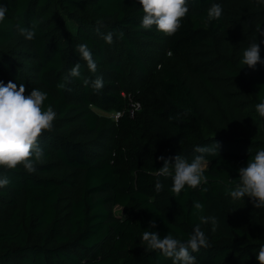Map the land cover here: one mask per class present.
Masks as SVG:
<instances>
[{
    "label": "trees",
    "instance_id": "1",
    "mask_svg": "<svg viewBox=\"0 0 264 264\" xmlns=\"http://www.w3.org/2000/svg\"><path fill=\"white\" fill-rule=\"evenodd\" d=\"M2 2L0 81L25 84L26 95L46 91L44 108L57 116L38 137L44 158L36 171L0 169L10 179L0 188V264H172L145 250L142 233L187 239L197 224L208 246L192 253L196 264H260L264 221L243 225L226 188L264 148V117L255 109L264 65L242 64L253 42L264 57V4L188 0L181 27L167 35L141 28L138 0ZM213 3L223 15L205 26ZM33 22L36 37L25 40L17 25ZM108 32L110 44L101 35ZM81 43L92 50L95 73L76 52ZM77 62L81 75L71 77ZM96 76L105 82L100 90L91 87ZM197 145L215 149L206 155V181L176 195L171 178L159 177L156 192L159 157L191 162Z\"/></svg>",
    "mask_w": 264,
    "mask_h": 264
},
{
    "label": "clouds",
    "instance_id": "2",
    "mask_svg": "<svg viewBox=\"0 0 264 264\" xmlns=\"http://www.w3.org/2000/svg\"><path fill=\"white\" fill-rule=\"evenodd\" d=\"M143 11L140 26L144 30H162L167 35L178 31L182 24V18L188 13V0H138ZM264 4V0H258ZM8 12V6L0 0V23H3ZM223 15V6L213 3L205 17V26L214 20H219ZM37 23L32 27L17 25V32L25 40L31 41L36 37ZM107 43L113 42V32L101 34ZM123 37V33H120ZM80 60L86 61L88 69L95 73L97 62L86 43L76 47ZM260 43H251L243 50L242 64L255 68L257 63L264 65V57L261 56ZM81 64L75 63L69 76L79 77ZM65 79H68L66 77ZM85 85L89 80L83 81ZM102 76H96L91 80V87L100 90L104 87ZM63 87V85H61ZM26 86L9 80L6 84L0 81V169H15L18 164L29 173L36 171V166L43 162L44 151L38 145V137L43 130H50L57 113L49 104L44 108V101L48 93L39 88H32L26 95ZM259 117H264V96L259 98L255 105ZM188 111V110H186ZM172 119V117H169ZM196 155L191 162L176 155L174 159L159 157L164 163L158 168L155 183L156 192H160L163 183L159 177L171 178V190L179 195L187 185L191 188L198 187L206 181L205 170L208 166L206 155L214 154L215 149L207 145H197ZM10 179L0 173V188L7 186ZM227 193L236 200L247 196L254 207H264V148L259 149L247 162L246 166L238 169V180L229 184ZM200 202L195 203V208L202 209ZM155 228V221L150 222ZM145 250L159 251L163 256L171 258L172 264H196L197 257L194 252H199L201 247L208 246V238L205 232L197 224L187 239H180L172 234L160 235L158 231L145 230L141 236ZM256 258L260 264H264V244L259 246Z\"/></svg>",
    "mask_w": 264,
    "mask_h": 264
},
{
    "label": "rangeland",
    "instance_id": "3",
    "mask_svg": "<svg viewBox=\"0 0 264 264\" xmlns=\"http://www.w3.org/2000/svg\"><path fill=\"white\" fill-rule=\"evenodd\" d=\"M209 165V162H208ZM208 167V166H207ZM65 195L69 194V192L65 191ZM228 205L231 208L236 209L239 211L241 215V223L243 225H247L251 223L254 219H259V221H264V208L263 207H254L251 203L250 199L245 196L239 200L233 199L228 201ZM114 213L117 216L122 217V208L116 206L114 208Z\"/></svg>",
    "mask_w": 264,
    "mask_h": 264
},
{
    "label": "built area",
    "instance_id": "4",
    "mask_svg": "<svg viewBox=\"0 0 264 264\" xmlns=\"http://www.w3.org/2000/svg\"><path fill=\"white\" fill-rule=\"evenodd\" d=\"M117 115H118V113H117Z\"/></svg>",
    "mask_w": 264,
    "mask_h": 264
}]
</instances>
